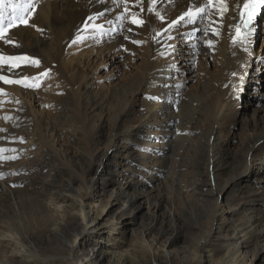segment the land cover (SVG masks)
<instances>
[{
    "label": "bare ground",
    "instance_id": "obj_1",
    "mask_svg": "<svg viewBox=\"0 0 264 264\" xmlns=\"http://www.w3.org/2000/svg\"><path fill=\"white\" fill-rule=\"evenodd\" d=\"M227 3L223 17L209 5L208 20L219 34L209 30L213 47L206 45L201 54L197 29L207 27L205 21H181L164 32L186 11L202 6L201 0H35L28 24L6 29L5 42H10L0 55V76L35 78L25 83L39 87L0 81V89L14 100L0 122V149H6L0 152V264L264 262V106L244 120L240 139L233 136L247 85L259 81L264 71V38L258 30H264V12L242 47L233 41L244 0ZM133 14L143 25L131 23ZM11 15L8 6L5 23ZM178 31L184 34L180 39L189 47V59L203 62L214 52L217 60L204 65L219 71L215 78L207 73L198 79L196 90L188 93L177 75L186 58L175 56L176 38L168 39ZM147 34L152 64L146 74H134L131 83L119 84L122 89H98L88 65H110L106 54L121 46L133 50ZM134 40L139 43L132 44ZM38 56L45 66L7 59ZM54 64L63 68V79H53L50 93L39 95L40 72ZM14 65L21 69L18 74L11 72ZM146 87L149 98L136 108L137 93ZM60 93L67 104L58 99ZM173 135L178 152L168 163L159 148L171 145ZM27 145L32 148L25 149ZM123 158L131 159L125 164L127 174L111 186L106 178L118 172ZM135 163L142 178L164 175L156 191L130 188L136 181L129 174ZM228 191L233 192L229 198L224 196ZM143 207L148 213L133 247L122 252L116 243L119 228ZM103 227L109 236L101 240Z\"/></svg>",
    "mask_w": 264,
    "mask_h": 264
},
{
    "label": "rangeland",
    "instance_id": "obj_2",
    "mask_svg": "<svg viewBox=\"0 0 264 264\" xmlns=\"http://www.w3.org/2000/svg\"><path fill=\"white\" fill-rule=\"evenodd\" d=\"M200 26L201 27H200L199 32L197 34L199 37V41H198L197 47H196L197 52L199 54H201L200 50L207 45L206 41L208 39H210L209 32L205 33L203 31V29L205 28L203 26V24H200ZM258 30H259V32H261L260 33L261 37L264 38V30L262 32V28L260 26H259ZM5 34L6 33L4 32L3 35H0V55L2 53L3 48L6 46V42H5L6 35ZM182 35H184L183 32L178 31V32L172 34L171 37L176 38V41H175L176 45H174V48H175V50H178V51H173V52H175V56L179 58L181 55H183L184 58H186V60L184 61V63L186 64L185 66L182 64H179V66H178L179 69H178L177 75L180 76L179 79H180V83H182V85H183L184 92L188 93V92L196 90V87L199 84L198 79L201 80V78L203 76H205L207 73L209 74L208 76L212 75L215 78L216 75L219 74V71L217 70L216 66H210L209 65L208 67L205 68V65H204L205 61L206 62L207 61L213 62L212 60H215V61L217 60L216 59V53H214V52H212L211 55L207 56L206 59L204 58L203 62L200 61L199 59H197V57L189 59L188 58L189 55L187 53V50L189 47L187 46V44L184 41H183L184 44H181L180 36H182ZM125 36H126V34H125ZM147 36H148L147 39H149V40L146 39L145 41H143V38L140 36L142 42H140L139 44H135L132 42V44H135V46H137V48H135L133 50H126V48H122L123 46H121V47H119L118 52H111L109 54H106L105 60H106V62L110 63V65L100 64V61H98L97 63H90L88 65L92 69V77H93V80L95 81V85L98 87V89H101L103 91H106V90L114 91L116 89H122L120 86L122 83H124V82H127V83L130 82L131 83V81L135 80L134 74H137L140 77H142L146 74L150 64H152L151 63L152 62L151 51L148 47L150 40L152 38L148 34H147ZM146 41H148L149 43H146ZM181 45H184L183 48ZM261 45H262V39H260V41L255 46L257 52H258V50L261 49ZM263 50L264 49L262 48L261 51H263ZM130 56H133V57L128 60V57H130ZM0 57L4 58V56H0ZM35 59L39 60V62H40L39 68H40L41 63L43 64V62L41 61V57L38 56ZM0 60H1V62L4 61V59H0ZM125 60H126V62H124ZM180 60L181 59H179L178 63H181ZM215 64H217V66L219 65V59ZM116 67H117V69H115ZM0 68H1V65H0ZM18 70H21V69L18 67H15L11 72L18 74ZM62 71H63V68L61 67V65L54 64V65L50 66V68H47V69L42 70L40 72V89L38 90V92L40 91L39 95H40V93H45V94L50 93V91H49L51 88L50 82L53 81V79L59 80L58 77L62 80L63 77L60 73ZM45 72H48L47 76L41 75ZM137 78H139V77H137ZM259 78H260L259 81L250 82V86L247 85V88H246L245 93L243 95V104H242V107L240 108L239 121H238L237 125L234 126V128H233L234 140L240 139L242 137V128H243L244 120L246 118H249L250 116H253V114L257 108L264 106V71L261 73ZM181 79H182V81H181ZM63 81H61L58 84L64 85L65 83ZM255 84H259L258 89H256ZM150 91H151V89L146 87V88H143V91H140L137 93L136 108H139L143 104L146 103V101L149 98ZM7 93H8L9 97L13 96L12 94H10L9 92H6L4 90L0 91V122L3 121V115L6 116V114L7 115L9 114V111H7L8 106L11 105V107H12V104L14 103L13 102L14 100H10L9 97H6ZM51 94L54 95V94H58V93L51 92ZM62 96H63V93L62 94L60 93V95L57 97H59L58 99H60L61 101L63 100V104H67L66 99L64 100L62 98ZM54 97H56V96H54ZM188 114L191 115L190 112ZM1 128H2V126L0 125V129ZM173 129H174V133H176L177 128H173ZM162 130H164V129L162 128ZM197 136H199V135H195V137L193 138L194 142H196L199 139V137H197ZM174 138H175V135H173V137L170 141L171 145L165 146L164 148H159L160 149L159 155L165 161H168V163H170L172 160H174L175 154H176V152H178V147L174 143ZM124 142L130 144V146H134L136 143L135 141H132V140L128 141L127 138L124 139ZM25 147H26L25 149H27V148L31 149L32 148V146H30V145L29 146L27 145ZM73 149L74 150L76 149V144H75ZM122 161H124V164L117 168L118 172L116 174L110 175L106 178L107 179L106 181L111 186L119 185V183L123 181V174L122 173L127 174L125 164L131 163V159L130 158H123ZM140 167L141 166L138 163H135L132 170L129 172L130 175H132L136 178V181L132 183V186L130 188L133 189L134 191H140V192H145V191L147 192V191H151V190L156 191L155 189L158 186V184L160 183V181H162L164 175L162 174V177H159V178H150L149 176H144L142 178L141 177L142 175L139 174V171H138ZM232 194H233V192H232ZM232 194L228 191L227 194L224 196L229 198V197H231ZM114 211H115L114 206L110 207L107 210L105 221L109 220L112 217ZM147 213H148L147 207H143L140 211H138L136 213L135 216L127 219L124 222L125 224H123L122 227L119 228L121 238L116 243L119 245L120 251L125 252L127 250L132 249L133 244H134L133 243L134 242L133 236H134V234L137 233V231L139 229H141L142 224L144 223V221L146 219ZM162 213H164V212H162ZM205 215L206 214L203 212H200L198 214V216H200V217H205ZM117 235H119V234L117 233ZM99 236H100L101 240H104L105 237L109 236L108 229L105 227L101 228ZM101 243L105 247L110 246L109 244H106L103 242H101ZM258 264H264V262H262V259H260L258 261Z\"/></svg>",
    "mask_w": 264,
    "mask_h": 264
},
{
    "label": "snow or ice",
    "instance_id": "obj_3",
    "mask_svg": "<svg viewBox=\"0 0 264 264\" xmlns=\"http://www.w3.org/2000/svg\"><path fill=\"white\" fill-rule=\"evenodd\" d=\"M202 6L196 7L194 10L189 9L184 13L183 16L179 18V20L173 21L171 24L168 25L167 28L164 29V32H169L170 29L178 26L181 21H185L188 24H196L197 19L199 18L201 21H205L207 23V27L203 29L205 33H208L209 30H211L214 34H219L218 29L216 27H213L212 21L208 20V16L210 15L207 12V9L209 5H214L219 16L223 17L225 13L229 10V5L227 3V0H201ZM10 6L12 15L7 19V23H5V16L4 12L6 10V7ZM36 7L35 0H20L19 3H13L12 0H0V35H3V33L6 31L7 28H11L14 24L19 22L20 24L27 25L28 24V18L29 16L34 12ZM239 7V5H237ZM264 8V0H244L243 3V12L240 13V23L235 25L236 29V39L233 41V43H240V45L243 47V41L244 37L251 33V25L254 22L255 16L257 15L258 11ZM127 11V9H125ZM98 16H102L103 13H98ZM157 16H160V13H156ZM123 18V17H121ZM187 18V19H185ZM94 17L89 16L88 20H93ZM160 19L163 20V17L160 16ZM132 24L135 25H143L144 21L142 19H138L135 14H133ZM88 25H85V28H87ZM244 30L243 32L241 30ZM129 31L132 29L129 28ZM199 30V29H197ZM171 35L168 36V39H172ZM80 37L77 36V40H79ZM10 42V41H6ZM77 41L74 40L73 43H76ZM133 43H139V41H133ZM206 44L209 48L213 47V41L211 39H208L206 41ZM173 51H175V48L173 47ZM244 51H247V48L244 47ZM0 59H4L3 57H0ZM8 60H23L28 62L29 64L33 66L39 65V60H34L29 57H9ZM15 67H18L19 65H14ZM11 70V68H10ZM43 76H47L48 72H45L41 74ZM235 75V74H233ZM29 79H35V78H29L24 77L23 80L20 81H12L9 80L5 76H0V81H3L4 83H22L24 87H39L38 83H25V81ZM0 91H3L0 89ZM156 99V98H153ZM6 149H0V152H4ZM15 157H8V159H14ZM2 178V176H0Z\"/></svg>",
    "mask_w": 264,
    "mask_h": 264
}]
</instances>
